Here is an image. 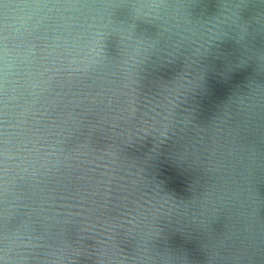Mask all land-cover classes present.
Wrapping results in <instances>:
<instances>
[{
	"label": "water",
	"instance_id": "obj_1",
	"mask_svg": "<svg viewBox=\"0 0 264 264\" xmlns=\"http://www.w3.org/2000/svg\"><path fill=\"white\" fill-rule=\"evenodd\" d=\"M130 2L112 0L114 24L132 26L137 36H155L156 25L134 19ZM216 3L194 0L192 11L211 13ZM242 3L252 33L248 46L264 48V32H254L259 25L251 20L264 13V0ZM121 39L117 32L108 36L96 71L57 77L45 94L42 117V123L62 130L66 149L87 144L96 152L113 150L112 177L97 186L101 169L87 163L53 175L17 176L7 193L0 185V264L2 238L17 230L26 234L22 264H162L159 254L165 250L172 264H264V231L256 227L264 226V116L245 124L233 113L213 123L228 96L256 75L254 63L240 65V53L225 41L202 61L203 79L194 91L166 92L162 85L183 71L182 62L152 56L136 67L127 62ZM160 42L166 46L163 36ZM164 115L169 120L166 127L157 124L160 132L143 130ZM162 134L166 139L157 148ZM233 136L261 153L247 177L255 202L251 229L241 215L251 211V202L243 208L229 204L232 181L212 170ZM205 189L211 203L202 215L199 207L190 206L186 215L180 207L172 209L170 221L163 219L173 203L190 201ZM153 216L164 225L158 240L145 235ZM8 255L12 264L13 253Z\"/></svg>",
	"mask_w": 264,
	"mask_h": 264
},
{
	"label": "clouds",
	"instance_id": "obj_2",
	"mask_svg": "<svg viewBox=\"0 0 264 264\" xmlns=\"http://www.w3.org/2000/svg\"><path fill=\"white\" fill-rule=\"evenodd\" d=\"M193 3L194 0H131L127 6L132 17L157 27L155 36H137L132 26L114 24L111 11L117 5L112 0H0V185L3 191H9L10 183L17 176L23 179L26 175H53L87 163L101 169L97 186L107 183L105 177H112L117 159L113 150L96 152L87 144L66 149L62 144V130L42 123V117L47 104L45 94L57 77L96 71L103 60L105 41L113 32L122 37L123 51L129 57L127 62L136 67L152 56L158 61L182 62L183 71L162 85L166 92L181 88L194 91L203 79L202 61L230 40L240 53L239 64L253 62L256 75L228 96L213 123L233 113L244 117L245 124L264 116V79H257L264 73V48L248 46L252 33L250 21L241 15L242 0H217L211 13H194ZM262 18L264 13L251 18L259 25L253 29L256 33L264 32ZM161 36L167 42L163 48ZM168 120L169 116L164 115L162 121L143 130L160 132L157 124L166 127ZM165 139L162 134L157 148ZM260 155L254 144L238 142L233 136L223 146L212 169L226 173L232 181L229 204L243 208L251 202V211L241 213L245 215L247 229L252 228L251 220L255 216L247 177ZM194 163L189 162V166ZM209 203L211 192L205 189L190 201L173 203L163 219L170 221L172 209L180 207L185 215L190 206L199 207L202 215ZM216 211L213 208L212 218ZM195 216L193 213V219ZM256 227L264 231L259 223ZM25 235L19 230L5 233L3 264H9L10 252L12 264L17 261L22 264L26 259L21 255L27 248ZM145 235L156 240L164 237L160 218L153 216L146 222ZM143 258L150 259L147 255ZM159 258L162 264H172L174 259L167 250Z\"/></svg>",
	"mask_w": 264,
	"mask_h": 264
}]
</instances>
